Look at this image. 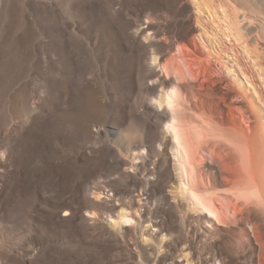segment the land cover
Returning <instances> with one entry per match:
<instances>
[{"label":"rangeland","instance_id":"obj_1","mask_svg":"<svg viewBox=\"0 0 264 264\" xmlns=\"http://www.w3.org/2000/svg\"><path fill=\"white\" fill-rule=\"evenodd\" d=\"M225 1L244 11L264 66V0ZM197 8L0 0V264H264L249 228L210 226L171 201L164 129L148 121L134 33L147 30L150 53L164 38L190 48L207 14ZM209 78L227 94L218 66Z\"/></svg>","mask_w":264,"mask_h":264},{"label":"bare ground","instance_id":"obj_2","mask_svg":"<svg viewBox=\"0 0 264 264\" xmlns=\"http://www.w3.org/2000/svg\"><path fill=\"white\" fill-rule=\"evenodd\" d=\"M194 1L198 13L207 14L196 18L199 42L193 37L190 48L164 38L165 48L150 53L155 43L147 30L134 33L144 46L148 121L164 129L157 142L161 152H169L165 163L171 201L210 226L249 228L253 244L264 249L262 54L257 38L249 39L251 49L245 31L250 22L232 1ZM216 44L219 51L214 52ZM216 66L230 78L227 94L213 89L209 75ZM135 148L130 168L144 158V146ZM121 218L128 221L126 215Z\"/></svg>","mask_w":264,"mask_h":264}]
</instances>
